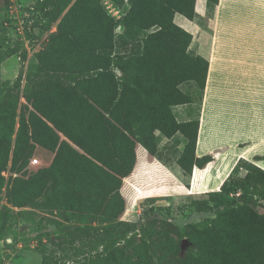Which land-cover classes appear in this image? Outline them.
<instances>
[{
  "label": "trees",
  "instance_id": "trees-1",
  "mask_svg": "<svg viewBox=\"0 0 264 264\" xmlns=\"http://www.w3.org/2000/svg\"><path fill=\"white\" fill-rule=\"evenodd\" d=\"M72 1L38 0L34 9L28 8L32 14L27 20H34V28L48 30ZM196 1L130 0L127 13L116 19L101 0H76L60 23L65 32L53 36L42 52L46 57L52 55L66 70L64 81L74 84L60 81L52 85L47 107L33 101L53 126L34 111H29V118L23 111L19 114L18 93L12 88L0 91V193L11 155L10 169L19 173L25 172L36 144L57 151L51 168L37 171L28 180L13 179L10 195L14 205L22 207L32 192L31 183L62 164L65 150L76 154L79 162L72 166L70 180L59 189L60 201L66 208L79 206L90 212L104 205V215L93 217L104 224L81 234L86 242L118 244L127 240L121 255L115 248L108 249L101 264H264V213L253 206L264 201V169L243 158L220 189L193 199L195 210L213 213L205 218L203 228L196 224L185 229L174 226L158 217L162 208L153 204L137 222L120 220L125 209L120 189L123 178L135 168L138 144L163 157L158 132L184 133L189 140L177 163L188 185L195 166L204 168L215 159L213 154L196 153L197 145L203 150L208 120L203 118L200 125L199 112L197 118L179 122L172 109L193 102L179 84L195 82L201 100L206 88L209 61L187 51L193 35L173 19L180 13L194 20ZM254 1L260 4L264 17V0ZM209 2L215 8L219 0ZM118 24L124 27L121 34L115 31ZM154 26L159 28L145 33ZM169 30L174 36L165 38ZM27 79L32 80L31 74ZM59 131L87 154L61 141ZM256 158L264 159V155ZM243 167L252 169L245 177L234 175ZM8 212L9 208L0 212L2 235L8 234ZM184 238H189L192 248L182 255ZM43 264H50L46 256Z\"/></svg>",
  "mask_w": 264,
  "mask_h": 264
},
{
  "label": "rangeland",
  "instance_id": "rangeland-1",
  "mask_svg": "<svg viewBox=\"0 0 264 264\" xmlns=\"http://www.w3.org/2000/svg\"><path fill=\"white\" fill-rule=\"evenodd\" d=\"M75 1L73 0L67 9L51 24L50 28L45 30L32 27L34 20L29 22L27 20L31 18L32 14L28 8L34 9L32 5L38 0H0V91L12 88L13 93H18L17 111L19 114L23 111L27 118H29V111H34L47 120L34 107L33 101L35 100L39 105L47 107L52 99L50 91L52 85L60 81H63L66 85L74 84L73 81H64L66 80L64 73L66 70L57 63L52 55L46 57L42 52L48 46V41L63 30V28H60V23ZM240 1L241 4H245L247 0ZM101 4L116 19H121L130 8V0H101ZM207 4V10L202 15L204 21L202 24L201 20L196 21L204 29L210 28V18L214 12V6L210 2ZM241 4L238 3L239 7L236 9L241 19H244L245 12H248L247 15L250 18L256 19V21H264L261 6L258 2L250 0L248 7ZM197 7L200 8V5L196 1ZM177 14L173 18L176 23L178 22L176 19ZM26 22L29 23L28 31L25 26ZM177 24L181 26L179 23ZM158 28L159 26H154L145 33L155 31ZM182 28L188 31L185 27ZM168 29L173 30L171 27ZM170 30L167 31L169 35L164 36L165 38L174 36V32ZM115 31L116 34H121L124 31L123 25L118 24ZM242 31L243 29L240 30V32ZM252 31L257 32L256 29ZM163 42L166 41L163 40ZM192 42L187 51L196 55L198 54V45L192 47ZM28 74L32 76L31 81L27 79ZM18 79H21L19 84H17ZM179 87L192 97L193 102L172 106L177 120L185 122L197 118L199 112L201 113L203 101L197 84L193 81H185L179 84ZM28 96L31 97L29 101ZM50 112H52L51 107ZM48 123L53 126L51 122L48 121ZM18 126L19 123H17ZM158 136L163 157L152 155L141 144L136 146L137 161L135 168L131 175L123 178V185L120 189L125 201V209L120 214V220L137 222L139 217L143 215L144 210L153 204L162 208L158 217L167 220L174 226L185 229L190 224H196L203 228L205 218L213 216V213L198 212L193 207L192 201L195 198H204L205 192L189 193L190 188L186 181L188 179L182 177L176 171V168H178L183 172L177 160L183 153L189 139L180 131H175L171 135H163L158 132ZM60 138L61 141L65 140L61 134ZM65 141L81 154H87L72 140V142ZM39 146L42 145L36 144L34 154L24 169L25 172L17 173L10 169L12 155L8 169L3 171L6 180L0 193V212L4 211L5 208H9L10 212L7 215L8 234L2 235L3 233L0 231V264H43L45 256L50 264H55L56 261L62 264H92V262L101 264V256L112 248L117 249V253L121 255L127 249L126 239L118 244L107 242L97 244L86 242V237L81 235L85 234L91 226L101 227L104 224L97 220V217L93 219L95 216L104 215L103 204L100 208L90 212L79 206L73 207L70 205L66 208L65 204L59 199L61 185L65 186L67 180H70L72 166L77 164L80 159L76 154H71L69 150H65L62 164L59 163L60 165L56 166L54 170L50 171L49 169L41 180H35L34 183H31L32 192L25 205L22 207L14 205L10 195L13 179L21 177L28 180L37 171L51 168L53 164L46 166V162L42 161ZM140 148L144 155H141ZM54 152L57 155V151ZM146 157L155 158L159 163L167 166L169 170L167 172L173 173L171 177L150 170V168H145ZM34 158L41 159L38 166L32 164ZM220 162H222V159L219 160V164ZM250 169L252 168H239L234 175L245 177ZM59 180H62L61 184ZM157 195H161V197H157ZM261 203L264 204V201L253 206L258 212L264 213V205H260ZM135 234L140 237L138 232ZM172 235H175V232ZM191 248L192 246L184 254H181L185 255Z\"/></svg>",
  "mask_w": 264,
  "mask_h": 264
},
{
  "label": "crops",
  "instance_id": "crops-1",
  "mask_svg": "<svg viewBox=\"0 0 264 264\" xmlns=\"http://www.w3.org/2000/svg\"><path fill=\"white\" fill-rule=\"evenodd\" d=\"M197 3L200 8H196L194 20L180 13L176 19L193 35L192 47L198 45V54L209 61L200 116V125L203 118L208 120V130L202 140L203 150L197 145L196 153L198 156L214 154L215 160L204 168H194L189 193L220 189L242 158L264 169V159L256 158L264 155V21L250 18L248 12H245L246 19H241L236 11L238 3H242L240 0H219L210 18V28L204 29L201 24L207 0H197ZM248 3L241 5L248 7ZM39 147L42 161L50 166L56 152ZM141 155H144L142 150ZM144 163L145 168L168 177L173 174L155 158L146 157Z\"/></svg>",
  "mask_w": 264,
  "mask_h": 264
},
{
  "label": "water",
  "instance_id": "water-1",
  "mask_svg": "<svg viewBox=\"0 0 264 264\" xmlns=\"http://www.w3.org/2000/svg\"><path fill=\"white\" fill-rule=\"evenodd\" d=\"M191 247V242L188 238H184L181 244L182 248V254L185 253L186 250H188Z\"/></svg>",
  "mask_w": 264,
  "mask_h": 264
},
{
  "label": "built area",
  "instance_id": "built-area-1",
  "mask_svg": "<svg viewBox=\"0 0 264 264\" xmlns=\"http://www.w3.org/2000/svg\"><path fill=\"white\" fill-rule=\"evenodd\" d=\"M32 164L35 165V166H38V165L40 164V160H39V158H34V159L32 160Z\"/></svg>",
  "mask_w": 264,
  "mask_h": 264
}]
</instances>
